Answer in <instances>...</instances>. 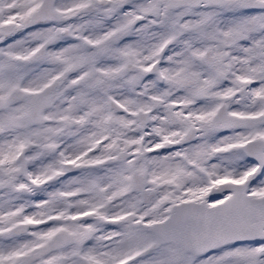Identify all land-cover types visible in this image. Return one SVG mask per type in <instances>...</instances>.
Returning <instances> with one entry per match:
<instances>
[{"label": "snow or ice", "instance_id": "snow-or-ice-1", "mask_svg": "<svg viewBox=\"0 0 264 264\" xmlns=\"http://www.w3.org/2000/svg\"><path fill=\"white\" fill-rule=\"evenodd\" d=\"M0 264H264V0H0Z\"/></svg>", "mask_w": 264, "mask_h": 264}]
</instances>
